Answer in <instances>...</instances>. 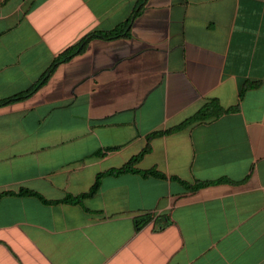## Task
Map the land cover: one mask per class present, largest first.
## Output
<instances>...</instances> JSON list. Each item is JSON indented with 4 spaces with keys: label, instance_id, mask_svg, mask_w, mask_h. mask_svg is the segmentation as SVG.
Listing matches in <instances>:
<instances>
[{
    "label": "crops",
    "instance_id": "0c3cea01",
    "mask_svg": "<svg viewBox=\"0 0 264 264\" xmlns=\"http://www.w3.org/2000/svg\"><path fill=\"white\" fill-rule=\"evenodd\" d=\"M120 25L0 105V264H264V0H0V101Z\"/></svg>",
    "mask_w": 264,
    "mask_h": 264
},
{
    "label": "trees",
    "instance_id": "16d2710c",
    "mask_svg": "<svg viewBox=\"0 0 264 264\" xmlns=\"http://www.w3.org/2000/svg\"><path fill=\"white\" fill-rule=\"evenodd\" d=\"M123 25H120V27L114 29V30H111L107 33H93V34H88L84 37H82L74 46H71V47H68L66 49H64L55 59L54 61L52 62V65L50 66V68H48L45 73L40 77V79L38 80V82L36 84L33 85V87L30 89V90H27L23 93H20L16 96H13L7 100H4V101H0V105H5V104H8L10 102H13V101H16V100H20V99H23L25 98L26 96H28L35 88H37L38 86H40L43 81L47 78L49 72H50V69L51 67H53L54 65L58 64V63H61L67 59H69L70 57H72L73 55L77 54L82 48L83 46L86 44L87 41H89L91 38H111V37H117L120 35L121 33V30L120 28L122 27ZM120 30V31H119ZM213 106V102L209 105H206L204 107H202L200 110H198V112L196 114L193 115L192 117V120H199V119H202L204 117L207 116L206 112L209 110V107L211 108ZM138 157V156H137ZM137 157L131 159L129 162H127L126 164H124L123 166H121L120 168L118 169H111L109 171H107L106 173H104V175H118V174H121V173H125V172H134L133 169H132V166L133 164L136 162L137 160ZM147 174V173H146ZM142 175H145V174H142ZM102 175L101 174H98L95 178V181H94V184L92 185V187L90 188V190L88 191V193H86L85 195L79 197L78 199L76 200H79L80 198L84 197V196H90L92 195L96 189H97V186H98V180L99 178L101 177ZM222 180H216V181H207V182H201V183H196V186L194 187H198V186H201V185H205V184H210V183H218V182H221ZM23 194H27V193H23Z\"/></svg>",
    "mask_w": 264,
    "mask_h": 264
}]
</instances>
